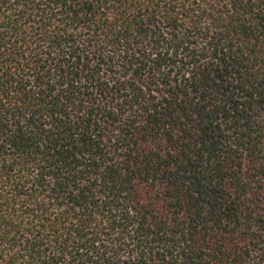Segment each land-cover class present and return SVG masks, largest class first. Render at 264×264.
I'll return each instance as SVG.
<instances>
[{
	"label": "trees",
	"instance_id": "1",
	"mask_svg": "<svg viewBox=\"0 0 264 264\" xmlns=\"http://www.w3.org/2000/svg\"><path fill=\"white\" fill-rule=\"evenodd\" d=\"M0 264H264V0H0Z\"/></svg>",
	"mask_w": 264,
	"mask_h": 264
}]
</instances>
